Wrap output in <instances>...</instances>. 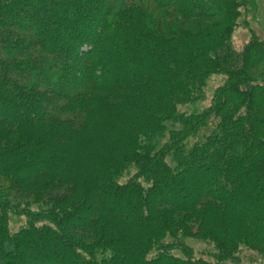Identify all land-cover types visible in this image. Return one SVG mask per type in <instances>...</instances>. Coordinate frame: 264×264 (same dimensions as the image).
I'll use <instances>...</instances> for the list:
<instances>
[{
    "label": "trees",
    "instance_id": "obj_1",
    "mask_svg": "<svg viewBox=\"0 0 264 264\" xmlns=\"http://www.w3.org/2000/svg\"><path fill=\"white\" fill-rule=\"evenodd\" d=\"M258 12L255 0H0V264L264 257ZM178 235L214 250L195 257Z\"/></svg>",
    "mask_w": 264,
    "mask_h": 264
},
{
    "label": "rangeland",
    "instance_id": "obj_2",
    "mask_svg": "<svg viewBox=\"0 0 264 264\" xmlns=\"http://www.w3.org/2000/svg\"><path fill=\"white\" fill-rule=\"evenodd\" d=\"M257 7H258V14L257 18L258 21L252 23V27L255 29L256 32H258L260 35L264 34V0H255ZM248 38V33L245 29H242L241 27L234 31L232 35V42L235 45L236 48H240L241 45L245 42V40ZM221 82L220 76L212 77V79L209 81L206 89H205V98L202 102L197 103L196 109L202 108L205 105H207L210 101V98L212 96L213 90ZM183 110L186 112L194 111V106L189 105L187 107H183ZM134 172V168H131L130 174L128 176H124V178L129 177ZM21 223V222H19ZM19 223L14 222V226H17ZM176 241L179 244L185 245L188 249L191 250L192 254L195 257H203L206 258L208 253L213 252V245L209 241L199 240L191 237H181L177 236ZM176 254L182 255V251H179L176 249ZM236 263L235 264H264V257H261L257 255L254 251L249 250L247 248L241 247L240 251L237 255ZM233 264V263H230Z\"/></svg>",
    "mask_w": 264,
    "mask_h": 264
}]
</instances>
